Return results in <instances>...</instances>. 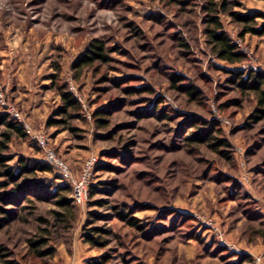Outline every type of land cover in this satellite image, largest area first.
Here are the masks:
<instances>
[{
  "label": "rangeland",
  "instance_id": "374dc122",
  "mask_svg": "<svg viewBox=\"0 0 264 264\" xmlns=\"http://www.w3.org/2000/svg\"><path fill=\"white\" fill-rule=\"evenodd\" d=\"M189 1L180 7L159 0H0L5 104L47 136L75 178L88 159L98 162L85 205L62 193L70 199L63 210L45 191L9 207L14 215L0 230V264L102 258L105 264H264V256L247 252L264 245L263 123L250 122L255 98L241 95L225 72L264 73V38H240L239 27L220 16L247 54L241 64L219 61L205 44L206 0ZM238 2L239 13H264L262 0ZM93 40L113 50L112 61L75 80L72 65ZM52 76L56 85L71 83L85 105L69 124L74 131L47 126L61 105ZM28 88L39 90L37 104L22 93ZM214 121L231 145L230 160L209 142L185 141ZM7 155L14 168L19 159L43 163L38 147L17 134ZM37 176L51 192L66 185L54 169ZM122 214L144 230L129 226ZM92 229L106 246L87 242ZM38 239H47L51 257L36 254L31 243Z\"/></svg>",
  "mask_w": 264,
  "mask_h": 264
},
{
  "label": "trees",
  "instance_id": "16d2710c",
  "mask_svg": "<svg viewBox=\"0 0 264 264\" xmlns=\"http://www.w3.org/2000/svg\"><path fill=\"white\" fill-rule=\"evenodd\" d=\"M156 1V0H152ZM168 5H177L185 7L190 4L189 0H159ZM264 1V0H262ZM240 7L238 0H206L205 5L202 6L204 17L202 19L203 34L205 36V44L209 49L210 54L217 60L225 62L228 65H237L246 61V55L238 52L237 47L231 43L230 38L224 31V26L221 22L220 16L229 17L240 29V38L246 35L264 38V13L255 14H242L235 11V8ZM258 20H261L259 22ZM180 46L184 49H189V46L184 41H180ZM112 49L106 47L104 41L93 40L86 52L78 58L72 65L74 71V79L78 80L83 72L87 69L93 68L97 63L109 64L112 61L110 54ZM230 75L229 82L234 84L240 91L241 95L252 94L255 98L256 107L253 114L250 116V122L253 124L263 123L264 134V73L256 70H249L248 72H234L225 71ZM57 76H52V86L55 87L61 105L55 112V119H50L47 122L48 127H64L70 128V122L77 118L80 111V104L78 100L67 91L64 85H56ZM173 82H177L174 79ZM188 94L192 96L195 94V88H187ZM57 118V119H56ZM168 119L169 117H164ZM100 123L104 122L102 119ZM216 121L205 124V127L199 128L191 136L186 137L187 144H203L210 143L211 149L219 153L224 159L230 160L229 150L230 143L222 136V131L218 128ZM0 127L5 129L0 132V178L4 181L0 183V230L7 225L8 221L13 218L14 210L9 207H18L20 201L31 202L30 197L37 196L39 193H49L53 198H56L58 206L63 210H68L70 199L64 197L71 192L68 185L59 187V191L51 192L48 186L46 187L43 182L38 181V173L45 174L51 173L52 167L45 163H34L29 166L24 159L17 161L16 168L10 165L12 160L11 156L7 155L9 144L13 135L17 134L25 138V134L19 127L18 123L12 119L8 114H0ZM64 193V196L61 195ZM66 194V195H65ZM126 221L129 226L144 230L138 223V220L127 214H122L120 217ZM92 234L87 235V242L94 245L106 246V242L100 243L97 238L93 237L94 233L99 232L97 229H92ZM47 239H38L31 243L34 251L38 256L51 257L54 253L51 247H48ZM247 258V257H246ZM105 258L102 262H94L93 264H105ZM4 264H19L17 261L9 260Z\"/></svg>",
  "mask_w": 264,
  "mask_h": 264
},
{
  "label": "built area",
  "instance_id": "2783aa9c",
  "mask_svg": "<svg viewBox=\"0 0 264 264\" xmlns=\"http://www.w3.org/2000/svg\"><path fill=\"white\" fill-rule=\"evenodd\" d=\"M229 37V36H228ZM231 43L237 47V51L243 54H247V50L244 49L237 38L229 37ZM68 92H70L79 102L80 108L85 109V105L78 97L76 93V88L69 83L67 85ZM0 107L6 109V114H8L12 119H14L19 127L24 132L26 138H28L32 143L38 147V149L43 153V163L52 167L59 175L62 182L68 185L71 189V197L75 205L83 206L86 204L89 197V188L91 186V180L93 179L94 170L97 165V159L92 157L88 159L83 167V172L80 178H75L69 169V167L59 159L54 151L49 147V141L47 136L42 131H37L28 124L22 116L13 107H7L4 102L2 95L0 94ZM260 262L259 259H256ZM257 264V263H256ZM261 264V263H258Z\"/></svg>",
  "mask_w": 264,
  "mask_h": 264
},
{
  "label": "crops",
  "instance_id": "0c3cea01",
  "mask_svg": "<svg viewBox=\"0 0 264 264\" xmlns=\"http://www.w3.org/2000/svg\"><path fill=\"white\" fill-rule=\"evenodd\" d=\"M23 91V92H22ZM21 92L24 94V95H26V93H30V95H29V103H33V104H37V99H38V97H40V95H39V90H36V89H24V90H22ZM20 92V90H18L17 91V93H19ZM248 252V255H250V256H254V259L256 258V257H258L260 254L262 255V256H264V245L263 246H258L257 245V247H252V248H250L249 249V251H247ZM259 254V255H258Z\"/></svg>",
  "mask_w": 264,
  "mask_h": 264
}]
</instances>
